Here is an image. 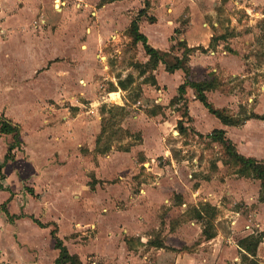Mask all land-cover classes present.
I'll return each instance as SVG.
<instances>
[{"label":"crops","instance_id":"crops-1","mask_svg":"<svg viewBox=\"0 0 264 264\" xmlns=\"http://www.w3.org/2000/svg\"><path fill=\"white\" fill-rule=\"evenodd\" d=\"M148 1L150 3L148 15L154 16L156 22L151 23L146 17H143L139 22L140 30L147 36L149 43L153 47L162 51H169L172 48V41L170 40L172 31L169 26L164 48L154 45L151 42L152 31L150 30H152V28L155 30L156 28L162 29V26L159 27L160 15L158 13L162 11V9L155 7L157 3L155 2L156 0ZM157 1L162 3V6L167 4V0ZM52 2L54 4V9L53 11L51 10V12L57 15L61 14L60 20L49 21L46 15L43 14V5L48 3L52 6ZM56 2H59L60 9L57 8ZM256 2L260 7H258L260 11L257 13L264 15L261 8H264V0H257ZM74 3L80 6L75 8ZM145 4L146 0H115L104 4H101V0H0V100L4 96L7 97L11 95L13 92L22 91L25 87H31L33 89L32 91L37 94L36 99L63 96L62 92H68L72 86V80L80 77H84L87 80L86 90L90 89L93 91L95 82L99 81L98 76L103 73L96 59V57H101V55H98L99 53L106 52L107 56L115 55V58H117V64L115 65L116 71L126 67L123 64V60H126L130 51L124 49V47L120 48V42L122 40L120 34H124V31L130 26L132 20L138 16L139 12L136 11H138L139 8L143 9ZM92 9L94 10L92 11ZM89 10H91L90 13L92 16L89 15ZM247 10L249 12L251 11L250 8H247ZM152 11H154V15H152ZM173 11H176V8H173L172 12ZM197 17L199 18V16ZM166 23L168 25L170 20ZM146 24H149L148 27L143 28ZM196 24H201V28L205 29V40L201 43H192L187 39L188 32ZM209 27L208 23H200V20L192 19L187 31L178 37L179 41L186 42L187 46L190 48L202 46L207 49L210 46L212 37H214ZM69 35L70 37L67 38ZM125 37L126 36H124V38ZM219 40L222 41V38H219ZM72 44H79V47L77 46L74 48ZM39 47L45 52L37 53ZM137 47L138 54L140 55V53H143V55H141L143 56L141 59L142 62L148 61L149 56L146 54L143 45L139 43ZM218 47L219 45L213 44L207 52L196 49L190 56L188 66L192 79L202 81L209 79L211 76L210 74L213 73L220 76L221 79V77L226 76V73L234 75L243 69V60L235 55H231V57L221 56V53L216 52ZM78 48L80 49L79 52H77ZM181 53L182 52L178 51L176 55H181ZM223 53L227 55L226 52ZM58 58L61 60L59 62L62 63L61 65H58ZM113 62H115V60ZM28 64L31 65V68L27 66ZM72 65L77 67L71 70L69 67ZM104 67L106 66L104 65ZM59 68L64 69V73L66 74L68 72L70 75H64L62 78L58 77L56 74L60 72L59 70H62ZM37 69H43L45 71L44 73L48 75V78H50L53 83L54 78L55 82L58 84L59 80L64 82L65 88L60 90L54 89V84L41 86L40 83H38V76L35 75ZM164 71L168 72L165 65L160 63L158 68L153 72L157 85H152L151 82L144 81L145 83L151 84H145L144 96L154 99L155 102L161 101V104L168 105L178 94V87L185 81V72L183 69L176 70L174 73L168 72L170 74L168 79L172 78L174 80L171 85L168 81L161 79L160 75L164 73ZM215 74L213 77H216ZM148 75L149 74H144V79L147 78ZM65 77H68L67 81H64ZM116 94L119 95L120 101L123 102L122 104H124L123 97L128 101L126 91L123 90L120 92L111 90L107 95L112 96ZM207 96L209 101L216 108L225 107L234 110L239 109L238 105L233 104L234 102L232 100L236 96L232 93L227 94L217 89L207 92ZM262 96L263 94L260 95L261 101L256 111L258 114L264 113V101H262ZM186 99L188 103L190 102V115L193 120V125L196 126L197 130L205 133V131L200 130V127H198L199 119L193 111V104L199 101L195 98L193 89L188 88ZM37 101L39 102L40 100ZM140 102L141 100H138L134 103ZM48 104L46 102L45 117L44 112H38L41 120L47 125H41V123L36 124L37 126L30 131H28L26 125H23L19 119L12 117L9 105H0V115L4 114L8 120L14 125H19L20 128V144L14 148L13 157L6 160L9 146L15 142V138L13 133H2L0 126V250L3 258L8 260L11 264H56L59 250L56 248V240L52 236V231L57 230V234L60 237L59 233L62 226L60 225L59 219L62 217L68 219L70 230L65 237L60 238L64 241L69 252L71 254H77L83 264L85 262L84 257L87 253L96 252L97 257H99V255L104 256L108 253V251L100 252L96 250L86 252L82 256L79 250L91 243H95L102 233L105 240V233L108 231V228L111 227L110 225H104L101 227L102 230L99 229V233L97 232L96 235L94 234V236L90 238L91 240L86 241V243H81L79 241L81 237L84 236L83 232L81 233L79 231L83 222L80 220L81 217L80 219L78 218L75 209H73V207L77 208L73 205L77 203L73 202L70 196L77 191L80 192V194H84L85 192L89 193L86 181V171L88 170L86 168L88 165L87 160H83L86 162V165L81 164V178L77 179L74 188H72L71 183L63 186L57 184L58 176H65L71 180L73 170L71 164L68 165V163H72L73 158L75 159L76 157L81 163L80 157L73 155V145L70 139H72L75 134L74 130L78 133V126L75 124L83 117L80 116L83 110L75 109L74 115L72 116L64 114L63 118H67V123L72 125H49L55 113L63 112L65 108L58 109L54 104H51V101H49ZM91 106L95 105L92 103ZM89 111L90 109L88 113ZM91 112H95V107ZM50 116L52 117L51 120L49 118ZM171 118L172 116L168 119H164V122L158 121V125L163 126L161 130L164 131L166 125L170 123ZM213 120L214 125L218 126L210 129H224L226 131V136L232 140L235 145V150L239 154L246 157H255L258 160L264 161V120L250 118L238 126L226 125L222 123L220 119H218V121L216 119ZM183 125L187 126L188 123L184 122ZM80 129H82L80 130L81 135H84L85 129L82 127H80ZM150 140L153 141V144L151 143V148L149 145ZM139 146L140 151L144 152L143 158H146V160L154 156L158 157L164 155L169 157L173 155L171 149L166 148L170 146V143L165 142L162 132L159 135L156 133L152 135V137L144 135L143 143L138 146L136 145V147ZM136 147L130 152L115 151L107 157H100L98 162L100 166L94 167L96 178L98 180H104L105 178L110 180V175L120 174L122 177L125 176V178H130L136 174L139 166L136 161ZM185 162L193 166L195 172L199 169V161L196 158L193 159L192 162ZM151 170H155L153 172L155 173L156 181L152 180L149 184L142 182L144 188H141L140 191L145 193V199L140 201L133 199L135 206L136 203L138 205L137 210L143 212L142 214L146 217L148 215H154L156 217V214L160 212L164 206L163 202L171 204L168 205L167 208L169 210L167 218L172 212H176L180 208L182 209L183 206L187 207L188 203L192 201L194 204H198L202 199L211 202L215 206H220V199L215 197L214 190L208 188L209 186L213 187L218 185L220 191L233 196L234 199H244L246 203L250 205L256 203L257 207L254 210V214L257 216V219L262 218L264 202L259 201L261 186L260 181L257 179L247 177L237 178L236 176H224L222 179L211 176L212 179H199L194 178L192 173H188V176H181L179 171L175 170L171 165L167 166L168 171L166 176H162L165 175L163 173V168L157 164H155ZM158 170H161V172ZM84 182L85 188L82 189L81 186ZM124 182H126V180L121 183ZM129 185L132 186V180L131 183L129 182ZM104 186L106 185H102L99 182L98 189H103ZM131 186L130 190L132 188ZM252 187L255 188L254 193L256 195L250 192ZM128 192L129 194L131 193L130 191ZM171 193L177 194L178 198L183 201L179 203L173 202L172 204L169 198V196L172 195ZM62 198L66 199L67 203L65 204L70 208L68 215L63 212V210L56 209L58 208L57 204ZM95 202V204H91L86 200L79 203L81 206L80 208L84 212L81 215L92 214L93 217L97 216L98 218L102 214L99 212L105 210L104 202L100 201V204L97 200ZM48 214L50 217L46 218L45 215ZM57 217L59 219H56ZM232 217L234 219L231 224L237 223L241 216L238 212H235L232 214ZM37 220L42 225H40ZM142 221L141 218H137V215H131L127 223L129 229H127V226L124 229V231L127 229L130 237H139L134 239L138 245H142V243L145 245L144 248L141 246L138 247L140 249L139 252L136 250L127 252L136 255V258L137 256L140 257L144 255L145 259H151L156 252V260L159 263H162V259L165 257V259H170V262L172 260V264H229L225 257L227 255H224L226 251L228 254H232L231 256L234 260L238 259L236 256L238 254V244H236L235 247L232 245L222 247L221 233L210 240L200 235L199 238L203 237V241L199 246L200 249L196 252H189L187 250L175 252V250H177L176 248L181 247L172 244L173 239H178L180 237L181 240L190 239L189 236H183L190 230V227L186 224L188 222H182V227L176 228L174 231L171 229L166 231L171 233V237H174L170 239L166 236L165 232L164 236L166 240H163L154 237L149 231L142 232V226L145 225ZM168 224H166V226L171 228V225L169 226ZM98 225L100 228L99 222ZM252 225L253 224H248L245 227L249 229V231H252ZM94 226L96 228L95 223ZM216 226H218L217 223ZM254 226L258 227L259 230H263L259 223H256ZM113 228H115V224L109 229V232H112ZM198 228L200 234H202V226ZM229 228L230 230L232 229L231 226ZM247 234L249 233H245L244 237L247 236ZM114 236L116 235H112V238L109 239L112 241ZM191 243L192 241L189 240L182 242L181 245L185 244L184 246H190ZM204 246H207V251H204ZM222 248H225L224 252ZM229 250H231V252ZM258 256H261L260 249H258ZM128 257L130 256L128 255ZM228 258L230 257L228 256Z\"/></svg>","mask_w":264,"mask_h":264},{"label":"rangeland","instance_id":"rangeland-1","mask_svg":"<svg viewBox=\"0 0 264 264\" xmlns=\"http://www.w3.org/2000/svg\"><path fill=\"white\" fill-rule=\"evenodd\" d=\"M256 1L257 0H167V4L162 6V3L156 0L155 2L157 3L155 7L162 9V11L158 12L160 15L159 27L162 26V29L160 30L159 28H156L155 30L152 28V30H150L152 31L151 42L154 45L164 48L165 38L167 37L166 34L169 31V27L172 31L170 40L172 41V45H176V43L179 41L178 37L187 31L192 19L200 20V23L204 22L209 24V28L211 29L215 38L213 44L219 45V47L216 49V52L221 53V56L223 55L225 57H231V55H235L239 59L243 60V69L239 73L234 75L226 73V76L221 77V79L220 76H217L215 73L210 74L211 79L215 74L216 78L220 81L218 89L219 91L227 94L232 93L236 96L232 101L234 102L233 104L238 105L239 109H229V111L232 113V115L238 117L240 121L245 120L254 112L256 113L258 105L261 101V94H263L262 101H264V15L257 13L260 11V7L257 5ZM74 5L73 6L75 8L80 6L76 5L75 3ZM53 6V2L52 6L48 3L44 4L43 14L46 15V18L49 21L60 20L61 14L57 15L56 13L51 12V10L53 11L54 9ZM57 8L60 9L59 2L57 3ZM173 8H176V11L172 12ZM247 8H250L251 11L249 12ZM261 8L262 13L264 14V8ZM140 9L141 8H139V10ZM93 10L94 9H92V11ZM139 10L136 12H139ZM90 12L91 10H89L88 13L90 16H92ZM151 13L154 15V11ZM197 16H199V18ZM169 20L170 23L167 25L166 22ZM148 25L146 24L143 26V28L148 27ZM200 25L201 24H196L188 32V41L192 43H201L205 40V29L201 28ZM176 28L178 29L177 34L174 31ZM124 36L126 37L124 38ZM69 37L70 35L67 38ZM120 37L122 38L120 42V48L124 47V49L130 51V54L127 55L126 60H123V64L126 67L116 71L115 65L117 64V58H115V55L107 56L106 52L99 53L98 55H101V57H96V59L100 65L99 68H102L103 73L102 75L98 76L99 81L95 82L93 91L90 89L86 90L87 80L84 77H80L77 79L74 78L72 80V86L68 92H62L63 96L36 99L37 94L32 91L33 89L31 87H25L20 92L16 91L7 97L4 96L1 98L0 105H9V110L12 117L19 119L23 125H26L28 131L33 130L34 127L37 126L36 124L39 123H41V125H47L38 115V112L40 111L41 113L44 112V117L46 116V102L48 104V102L51 101V104H54L58 109L65 108V111L55 113L53 119L51 116L49 117L50 120L52 119L49 125H72L67 123V118H63L64 114L72 116L74 115L75 109L83 110V113L80 115L83 117L77 124H75L78 126V133L74 130L75 134L73 135V138L70 139L73 145V155L80 157L81 163L76 157L75 159L73 158L72 163H68V165L71 164V168L73 170L71 180L65 176H58L57 184L63 186L65 184L71 183L72 188H74L77 179L81 178V164L86 165L85 161L87 160L88 165L86 168L88 170L86 171V181L89 193L85 192L84 194H80V192L77 191L74 192L75 194L70 196L71 200L77 203L73 204L77 207H73V209H75L78 214V218L80 219L81 217L80 220L83 222V225L81 228H79V231L81 233L83 232L84 236H82L79 241L81 243H86V241L91 240L90 238L94 236V234L96 235L97 232L99 233V229H101V227L104 225H110L112 227L113 224H115V228H113L112 232H109L111 227L108 228V231L105 233V240L102 233L95 243H91L88 246L79 249L82 256L86 252L96 250L100 252L108 251L106 255H99V257H97L96 252L87 253L84 257V264H167L170 262V259H165L164 257L162 259V263H159L156 260V252L151 259H145L144 255H141L140 257L137 256L136 258V255L127 253L128 251L132 250L139 252L140 249L138 247L141 246L144 248L145 246L144 243H142V245H138L136 240H134L139 237L129 236V233L127 232V229H129L127 225L129 217L134 214L137 215V218H141V220H143L142 222L145 224L142 226V232L149 231L154 237L163 240H166V237L164 236L166 231L169 229L174 231L176 228L182 227V222H188L186 224L190 227V230L189 232H186L184 235H182L189 236L190 239L181 240V237L178 239H173L174 236L171 237L170 232H166V236H168L170 239H173L172 244L181 247L176 248L177 250L174 248L175 252L186 250L189 252H196L198 249H200L199 246L203 241V237L199 238V236L202 234H200L198 228L201 227L202 224L196 221V219L192 218L190 210L200 202L209 201L201 199L198 204H194L193 201L190 203L187 202L188 206H183V211L180 208L176 212H172L168 218L167 214L169 210L167 208L168 205L171 204L163 202L164 206L160 212L156 214V217L154 215H148L147 217L144 216V214H142L143 212L137 210L138 205L136 203L135 206L133 199H137V201L145 199L146 195L143 193V191H140V189L144 188L142 182L149 184L150 181L155 180V173L153 172L155 170L152 171L151 168L155 164L162 167L163 173L165 174L162 176L167 175V166L171 165L175 170L179 171L181 176H188V173H192L194 178L199 179H212L211 176L216 177L217 179H222L224 176H236L237 178L241 177L237 174L238 167L236 160L226 153V150L221 143L212 141L208 137V134L213 131V129L210 128L218 126L214 125L213 123V119L218 121L216 116L209 113L200 101H196V103L193 104V111L199 119L198 127H200V130L205 131L204 133L197 130L196 126L193 125V120L190 115V102L188 103V100L187 105L189 109V116H185L183 114L185 109L183 102L178 104L170 102V104L164 105L163 103L161 104V101L155 102L154 99L145 97L144 86H146L145 84L150 83H145L144 81L148 78V76L144 79L143 76H140L139 71L131 65L134 61L142 62L141 59L143 56L141 55H143V53H140L139 55L137 47V53L134 54V48L132 46L133 44L131 43V39L126 35V31H124V34H120ZM219 38H222V41L219 40ZM72 46L76 48L77 46L79 47V44H72ZM79 50L80 49L78 48L77 52H79ZM181 50L182 49L179 50V48L176 46L175 50L169 51H171L172 55H176L177 52H181ZM43 52L45 51L40 49V47L37 49V53ZM223 52H226L227 55H225ZM114 60L115 62H113ZM57 61L58 65L62 64L59 63L61 61L59 58ZM104 65L106 67H104ZM27 66L31 68L30 64ZM75 67L77 66L72 65L69 67V69L72 70V68ZM59 71L61 73L59 72L56 75H58L60 78H62L64 75H70L68 72L65 74L64 69ZM44 72L45 71L43 69H37L35 74L38 76V83H40L41 86L54 84V89L60 90L65 88L64 82L59 80L58 84L55 82L54 78L53 83L50 78H48V75ZM128 75H133L135 78V83L127 90H123L118 85L119 77H121V79H125ZM160 77L162 80L168 81L171 85L174 82L172 78L168 79L170 74L166 71H164ZM67 80L68 77H65L64 81ZM112 89H115L118 92L121 90L126 91V97L128 98V101L123 97L124 104H122L123 102L120 101L118 94L112 96L107 95ZM37 100H40V103ZM138 100H141V102L134 103ZM92 103L95 106H91ZM103 106H106L107 109L111 106H122L125 108V111L112 118V113H109L108 111L105 112V115L102 113ZM94 107L95 112H91ZM89 109L90 111L88 113ZM171 116L172 118L170 119V123L166 125V127L164 126V131L161 130L163 126L158 125V121L164 122V119H168ZM103 117H105L106 120L103 121ZM115 121L116 124H114ZM103 122H105V125H113V127H108L107 131L103 134L100 143L101 148H104L106 145H112L111 151H109L107 154H100L97 150L96 143L97 138L102 132ZM184 122L188 123L187 133L180 134V128ZM80 127L85 129L84 135H81L80 130L82 129H80ZM123 129H129L132 133V136H128L126 131ZM161 132L165 138V142L170 143V146L166 148L171 149L173 155L169 157L164 155L158 157L154 156L153 158L147 160L146 158L144 159V152L140 151V146L136 147V145L138 146L143 143L144 135L152 137V135L156 133L159 135ZM138 137H141V140L138 139ZM151 143L153 144L152 140H150V148ZM127 147H130L129 152L132 151L134 147L137 149L136 161L139 166L136 174L131 177L129 176L130 178H125V176L122 177L120 174H115L110 175V180L107 178L104 180H98L96 178L97 176L94 167L96 168L100 166L98 163L100 157H107L115 151L124 152L122 149ZM195 158L199 161V169H197L196 172L193 170V166H190L185 162H192ZM158 171L161 172V170ZM124 180H126V182L121 183ZM131 180L132 186L129 185ZM99 182L102 185L105 184L106 186H104L103 189H98ZM84 184L85 182L81 186L82 189L85 188ZM130 186L132 187L131 190ZM218 187L219 186L216 185L213 187L209 186L208 188L214 190L215 197L219 198L221 201L220 206H216L219 210V213L215 220V224H218V226H216L218 232L217 235L221 233L222 247H225L226 245H232L235 247L239 240L244 237L245 233H249L247 235H251L264 232V212L262 213V218L257 219V216L254 214V210L257 207L256 203L250 205L247 204L244 199L235 198L237 199L235 200L233 196L223 193ZM254 189L255 188L252 187L250 190V192L253 194H255ZM128 191H130L133 195L131 193L130 195ZM169 198L171 199L172 204L173 202L179 203L180 201H183L182 199L180 200L178 198L177 194H172L169 196ZM86 200L91 204H95L96 200L99 202V204L100 201L104 202L105 210L99 212L102 214L98 218L95 215V217H93L92 214L81 215L84 212L80 208L81 206L79 203H82ZM65 203H67L66 199L62 198L57 204L58 208L56 209L63 210V212L68 215L70 208H68ZM134 206L135 208L133 209ZM235 212H238L241 217L238 219L237 223L231 224L234 219L232 214ZM45 216L46 218L50 217L49 214ZM56 219L59 218L57 217ZM59 222L62 226L59 235L61 238H63L68 234V231L70 230V224L68 219H64L63 217L59 219ZM98 222L100 224V228ZM256 223L261 224L263 230H259L258 227L254 226ZM166 224L169 226L171 225V228H168ZM248 224H253L252 231H249V229L245 227ZM126 226L127 229L124 231ZM230 226L232 227L231 230L229 228ZM114 234L116 236H114L111 241L109 238H112V235ZM189 240L192 241L190 246H184L187 242L181 245L182 242ZM260 246L259 249L261 256L258 257L260 263L264 264V240ZM203 249L204 251H207L208 248L207 246H204ZM222 251L224 252L225 248H222ZM229 251L231 252V250ZM225 254L227 255L225 256L226 261L229 264H244L241 260L239 248L238 254L236 255L238 259L236 260L233 259L231 256L232 254L230 255L226 251L224 255ZM128 255L130 257H128ZM228 256L230 258H228ZM172 263L173 261L171 260L169 264Z\"/></svg>","mask_w":264,"mask_h":264},{"label":"trees","instance_id":"trees-1","mask_svg":"<svg viewBox=\"0 0 264 264\" xmlns=\"http://www.w3.org/2000/svg\"><path fill=\"white\" fill-rule=\"evenodd\" d=\"M113 1L115 0H101V4ZM149 6L150 3L148 0H146L145 7L139 11L138 16L132 20L130 26L126 30V35L131 39V43L133 44L132 46L134 48V54L137 53V46L139 43H141L146 54L149 56L148 61L144 63L134 61L131 64L132 67L139 71L140 76L149 74L145 82H151L152 85H157V81L153 75V72L158 68L160 63H163L166 67V70L170 73H174L176 70L183 69L185 72V81L178 87V94L172 99L171 103L178 104L183 102V105L185 106L183 114L185 116H189L186 95L188 88H191L195 93V98L199 100L210 113L215 115L222 121V123L226 125L238 126L250 118L264 120V114H258L254 112L245 120L240 121L238 117L232 115L228 108L214 107L209 101L207 92L219 89L220 81L216 77L202 81H196L192 79L188 66L190 56L196 51V49H199L202 52H207L208 49L213 45V41L215 40L214 37H212L210 46L207 49L202 46L190 48L187 46L186 42L178 41L176 45H172L171 51L175 50L177 46L179 50L182 49L181 55H172L171 51H162L153 47L149 43L147 36L141 32L139 25V22L143 17H146L151 23L156 22V18L154 16L148 15ZM175 32L177 34L178 29H176ZM134 83L135 78L133 75H128L125 79H121V77H119L118 85L123 90H127ZM106 111L112 113V118H114L116 115H119L121 112L125 111V108L122 106H111L107 109L106 106H103L102 113L104 115ZM104 120H106L105 117H103V121ZM114 124H116V121ZM0 126L2 133H13L15 138V142L10 144L8 154L6 155V160H8L13 157L14 148L20 144V128L19 125H14L10 120H8L4 114L0 115ZM109 126L113 127V125H105V122H103L102 132L96 141L97 150L100 154H107L112 149V145H106L104 148L100 147L102 136L107 131ZM123 130L126 131L128 136H132V133L129 129ZM186 133L187 126L181 125L180 134ZM208 137L212 141L221 143L224 146L226 153L236 160L238 167L237 174L240 177L253 178L260 181L261 187L259 201L264 202V161L258 160L255 157H246L239 154L235 150V145L232 140L226 136V131L224 129L215 128L211 133L208 134ZM138 139L141 140V137H138ZM129 149L130 147H127L122 150L129 151ZM190 213L192 214L193 219H196L202 224V235L205 239L210 240L217 236L218 232L215 220L218 216L219 210L215 205H212L209 202H200L198 205L192 207ZM37 222L42 225L38 220ZM57 233V230L52 231V236L56 240V248L59 250V256L56 259V264H83L82 260L77 254H71L69 252L67 246L64 244V241L58 236ZM263 240L264 232L247 235L239 240L238 245L242 263L261 264L258 257V249Z\"/></svg>","mask_w":264,"mask_h":264},{"label":"built area","instance_id":"built-area-1","mask_svg":"<svg viewBox=\"0 0 264 264\" xmlns=\"http://www.w3.org/2000/svg\"><path fill=\"white\" fill-rule=\"evenodd\" d=\"M0 264H11L8 260L4 259L0 250Z\"/></svg>","mask_w":264,"mask_h":264}]
</instances>
